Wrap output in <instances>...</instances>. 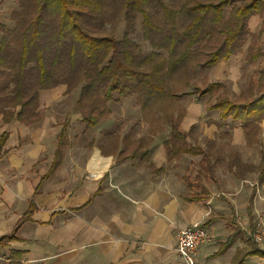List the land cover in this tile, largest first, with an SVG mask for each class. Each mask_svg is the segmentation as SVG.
Listing matches in <instances>:
<instances>
[{
    "label": "trees",
    "instance_id": "obj_1",
    "mask_svg": "<svg viewBox=\"0 0 264 264\" xmlns=\"http://www.w3.org/2000/svg\"><path fill=\"white\" fill-rule=\"evenodd\" d=\"M185 1L175 7L163 0H18L21 9L11 13L14 25L9 28L0 21V111L6 118L16 112L24 121L37 120L41 90L63 84L67 91H72L81 85L78 106L82 120L87 126H94L111 113L108 102H120L135 94L151 133L155 134L165 122L170 125V135L163 142L168 159L182 153L202 155L199 174L194 179L184 175V179L192 189L187 200L204 198L207 189L200 185V176L210 171L209 166L212 171V160L203 147L188 141L193 125L188 131L180 128L185 112L174 115L169 109L161 110L158 97L179 96L178 86L171 80L183 76L189 83L190 65L213 66L240 51L249 33L248 19L253 13L264 11V0ZM229 6L227 16L225 9ZM157 11L163 18L155 17ZM137 14L143 17L144 37L154 49L144 55L130 37L136 27ZM182 15L188 16L185 25L179 22ZM121 16L126 27L123 37L118 39L115 32H106L103 27L109 23L114 29ZM213 37L219 44L202 54L199 43L204 41L209 45ZM158 48L168 51V59L157 52ZM262 51L259 43H252L246 57L255 61ZM219 85L223 84L217 80L203 88L196 87L197 96H211L219 91ZM6 99L8 105L1 104ZM152 105L153 112H146ZM208 109L219 110L224 120H239L248 136L251 121L264 118V88L244 101L231 100L222 91ZM258 127L254 125L255 130ZM66 128L67 124L58 135L53 169L59 166L63 147L68 143ZM6 135L7 132H3L0 136V159L5 153L1 150ZM152 140V135L146 140H128L133 144L130 155L141 153V157H145ZM262 166L264 168V158ZM35 207L33 201L14 229L0 236V248L18 239L16 232L20 223L31 216ZM251 238L250 249L237 252L232 264H242L244 258L252 254L264 257V249L253 236ZM10 253L15 262L23 255L21 250L15 249Z\"/></svg>",
    "mask_w": 264,
    "mask_h": 264
},
{
    "label": "crops",
    "instance_id": "obj_2",
    "mask_svg": "<svg viewBox=\"0 0 264 264\" xmlns=\"http://www.w3.org/2000/svg\"><path fill=\"white\" fill-rule=\"evenodd\" d=\"M58 86L43 89L48 91L44 102L48 99L58 103L63 99L58 95L60 93L57 92ZM43 90L40 91L38 104ZM72 91H67L65 86V92L73 93ZM37 113V120L27 122L20 119L16 112L14 116L6 118L0 111V136L3 132H7L1 150L5 153L0 159V177L9 178L10 183L13 182L11 190L6 192L9 201L0 207V236L11 232L19 218L29 210L31 203L34 201L36 204L31 216L20 223L16 232L18 239L0 248V262L7 259V264H31L32 258L41 257L44 260L42 264H186L176 252L177 232L180 228L196 221L203 222L209 233L208 240L201 245L197 253L199 264H232L237 252L250 249L253 214L261 213L264 216L262 166L264 148L256 153V158L254 154L252 158L248 157L250 151L245 153L244 149L230 153L225 174H222V169L217 166L214 167L213 175L209 172H206L208 176L201 174L200 185L207 189L205 197L187 200L186 197L192 189L187 185L184 175H187L185 171L190 169L181 160L198 155L182 153L176 158L168 159L163 144L165 138L161 145L150 143L145 157H141V153L131 156L133 149L120 146V142L117 150L105 151L106 147H97L98 156L95 161H92L95 156L93 150L89 154L87 165L83 169L80 168V164L78 167V170L90 173L89 179L78 187L76 196L63 200L67 206L75 205L72 209L79 211L81 215L79 219L71 220V224L67 223L65 237L68 239L86 237V250L83 251L79 248L80 245H75L63 251H43L41 254L29 255L28 258L30 253L23 246L30 239L32 224H37V219L41 217L43 211L34 195L48 176L58 175L66 168L64 151L59 166L56 169L51 168L57 151L58 135L62 127L67 124L65 136L68 138L66 145L69 146L71 144L69 133L73 120H77L76 111L71 115V119L64 120L58 130L52 127L51 123L48 128V121L40 120L39 108ZM142 119L149 125L147 137L122 135L119 132L108 135L113 141L119 138L124 143L139 138L146 140L152 135L153 142L159 130L155 134L151 133L149 122L143 116ZM80 121L85 123L82 116ZM258 125L262 128L263 122ZM95 126L97 125L93 127ZM163 126L165 125L162 124L161 129ZM241 126L236 124L234 130L241 135V143L245 144L248 137L246 130ZM47 130L55 132L54 136H51ZM44 136L50 139L54 137L56 146L48 169L41 173L32 189V197L26 207L19 211L18 203L23 195L18 194L20 185L15 179L20 177L29 164L42 156ZM29 137L34 142L32 140L28 142ZM25 139L27 141H24ZM259 142L260 138L250 146L258 145ZM67 168V176H75L76 171L69 170V166ZM159 168L163 170L156 171ZM200 168L199 161L192 179L199 174ZM220 175L221 187H216V190L211 189L208 180H217ZM250 176H253L257 180L255 183L260 185L257 193L255 189L249 190L244 186ZM95 182L97 183L94 184ZM53 184L51 181L47 182V194L54 190ZM66 187L63 185V189ZM197 189L199 193L200 188ZM55 190L61 192L59 186ZM50 201L61 202L58 194H53ZM56 213V210L51 212L48 219L51 218L54 222L53 214ZM45 221L42 220L41 224L47 223L48 220ZM15 245L20 246L15 247ZM258 245L264 249V241ZM11 249L22 251L23 255L19 262L10 258ZM242 264H264V257L257 254L248 255Z\"/></svg>",
    "mask_w": 264,
    "mask_h": 264
},
{
    "label": "rangeland",
    "instance_id": "obj_3",
    "mask_svg": "<svg viewBox=\"0 0 264 264\" xmlns=\"http://www.w3.org/2000/svg\"><path fill=\"white\" fill-rule=\"evenodd\" d=\"M163 1L170 5L172 4L175 7L186 2L185 0ZM239 2L240 0L235 1V3ZM15 9H21L18 0H0V21L5 23L9 28L14 25L11 13L12 10ZM230 9L231 6L225 9V14L227 16L230 15ZM136 17V27L130 37L135 42L136 46H138V50H140L141 54L144 55L150 53L154 49L150 42L144 37L142 26L143 17H141L140 14H137ZM155 17L163 18L160 11L156 12ZM187 17V15H182L179 22L182 25H185L188 21ZM125 27V19L121 16V20L117 27H114L113 29L110 24L107 23L103 27V30H106V32L113 31L115 32L116 37L121 39L124 35ZM247 27L249 28V33L247 34L243 47H241L240 51L231 55L230 59L220 60L213 66L204 67L198 64L190 65L189 83H187L186 79H183V76H176L171 80L172 84L176 83V86H178L177 90H179L180 95L174 99H168L163 96L158 97V100H160L159 108L161 110L165 108L169 109V112L174 115L178 112H185L183 119L180 121V128L186 131L189 130L191 125H193L188 141L203 147L206 151V156L211 158L212 171L209 166V174L211 175H213L212 173L215 166L220 170L222 169V174L226 173L227 158L230 153L237 151L238 149H244L243 152L245 153L250 151L247 155L248 157L251 156L252 158L254 154V158H256V153L258 154V152L264 148V118L258 121H251L248 126V141L247 143L242 144L241 135L237 134L236 130H234L236 124L237 126L242 125L241 122L235 119L232 120L231 118L224 120L219 115V110L208 109V106L215 103L218 94L222 91L231 100L244 101L255 97L264 88V11L253 13L248 19ZM252 43H259L263 50L260 57L255 61H250L248 57H246L247 51ZM208 44L209 45H205L204 41L199 43V46L201 47L200 52L202 54H205L207 49L214 50L219 43L217 38L215 39V37H213ZM253 49H255V47ZM158 51L163 57L168 59L169 53L165 48H158L157 52ZM217 80L221 81L223 84L221 86L219 85L220 89L217 93L211 96L209 94H204L201 97L197 96L196 87L203 88L208 83L216 82ZM57 92H60L58 95L60 98H63L60 99L58 103L51 102L48 99L44 102V98L47 96L48 91L43 90V92H41L43 93L40 100L41 105L38 104L41 117L40 120L48 121V128L51 123L52 127L58 128L59 130L64 120L66 118L71 119V115L77 111V120H73L75 124H72L69 133L71 144L69 146L66 145L63 149L69 170H74L76 173L75 176L68 177V168L66 166L65 169L61 170L60 174L48 176L46 181L37 190V194L34 195V198H36L43 211H41V217L37 219V224H32L33 227L31 228L30 239L23 246L30 253L27 256L28 258H30L29 255L41 254L43 251H63L64 249L72 248L75 245H80L81 247L79 248L83 249V251L86 250V237H77V239H68L65 237V227L67 226V223L71 224V220H77L81 215L79 211L72 209L75 205H72L73 207L67 206L63 203V200L67 198L69 200L73 196H76L78 187L82 186V183L89 179L90 173H88V171L83 172L81 169L87 165L89 154L93 150L96 151L99 146L106 147L104 148L105 151L109 149L117 150L119 142L120 146L126 149L132 148L133 144L129 141L124 143L122 140H119V138L113 141V138L108 134L119 132L122 135L129 134V136L131 135L135 137H147L149 134V125H147L142 119V111H140L141 106L137 103L135 94L125 97L120 102H108V105H110L111 108V113L107 118H103L97 126L93 127L87 126L86 123L80 121L82 115L79 111L78 99L82 93L81 85L75 87L72 91L73 93H67L65 92V85L61 84L58 86ZM99 97L102 99L103 93H101ZM8 103L7 99L1 101V104L8 105ZM146 112L152 113L153 105L150 106ZM262 122V128L258 127V129L255 130L254 125ZM165 123V126L157 132L158 134H156L157 136H155V140L151 142L153 145H161L162 141L168 137L169 125ZM49 132L51 136H54L55 132ZM259 138L260 142L257 143L258 145L250 146L252 142H255V140ZM31 140L34 142L33 139L29 137L28 142H31ZM24 141H27V139ZM43 142L44 153L42 156L29 164L21 173L20 177L15 179L20 185L18 194L23 195L18 203L19 211L26 207L29 199L32 197L31 193L35 183L38 181L41 173L46 172L49 167V162L56 146V140L54 137L50 139V137L47 136ZM200 156L202 155L188 156L181 160L182 163H185L190 169L185 171V174L190 178L194 177V169L199 165ZM216 163H218V165ZM79 164L81 165V169L78 170ZM205 175L208 176V174ZM221 178L222 176L220 175L217 180L211 181L212 179H209V187L213 190H216V187H221ZM48 181L54 183V190L49 194L46 192ZM256 181L257 180L253 176H250L249 181L244 183V186L249 188V190L255 189L257 193L259 192L260 185L255 183ZM10 182L9 178L0 177V207L9 201L6 192L10 191L13 186V182ZM96 183L97 182L94 184ZM63 185L67 186L66 189H63ZM58 186L60 187L61 192L55 190ZM204 189H206L205 186ZM53 194H58L61 202L52 203L50 197ZM59 203H61V205H58ZM54 210H56L57 213L53 214L55 220L52 222L51 218L48 219V217ZM253 216L254 219L251 223V234L253 232L252 230L257 227L258 222L264 221V216L261 213H254ZM42 220L48 221L45 224H41ZM20 245H15V247ZM43 261L44 260L41 257H34L31 260V264H42ZM0 264H7V259L1 260Z\"/></svg>",
    "mask_w": 264,
    "mask_h": 264
},
{
    "label": "built area",
    "instance_id": "obj_4",
    "mask_svg": "<svg viewBox=\"0 0 264 264\" xmlns=\"http://www.w3.org/2000/svg\"><path fill=\"white\" fill-rule=\"evenodd\" d=\"M252 236L258 243L264 241V221H259L252 230ZM176 252L186 264H199L197 253L201 245L208 240L209 233L203 222L196 221L191 225L180 228L177 232Z\"/></svg>",
    "mask_w": 264,
    "mask_h": 264
},
{
    "label": "bare ground",
    "instance_id": "obj_5",
    "mask_svg": "<svg viewBox=\"0 0 264 264\" xmlns=\"http://www.w3.org/2000/svg\"><path fill=\"white\" fill-rule=\"evenodd\" d=\"M95 153V156L92 158V161H95V159H97V156H98V150L94 152Z\"/></svg>",
    "mask_w": 264,
    "mask_h": 264
}]
</instances>
